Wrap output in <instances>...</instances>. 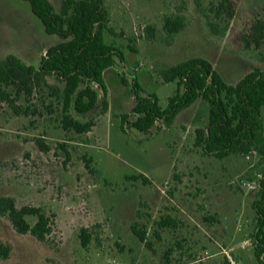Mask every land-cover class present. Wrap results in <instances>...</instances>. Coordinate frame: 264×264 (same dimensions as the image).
<instances>
[{
  "label": "rangeland",
  "instance_id": "obj_1",
  "mask_svg": "<svg viewBox=\"0 0 264 264\" xmlns=\"http://www.w3.org/2000/svg\"><path fill=\"white\" fill-rule=\"evenodd\" d=\"M49 1L58 11L61 0ZM232 1L229 29L215 37L193 0H104L109 13L104 42L121 51L124 61L116 59L105 72L106 94L99 98L107 110L90 116L94 126L88 133L60 128L46 88L30 98L37 107L34 116L14 115L0 103V197L13 198L17 208H40L51 228L45 241H38L0 217V242L11 246L0 264H164L167 250L168 264H257L252 203L264 156L252 152L219 160L195 147V130L208 117L202 100L169 127L155 123L140 133L130 128L129 119L122 122L134 107L133 78L141 95L154 94L164 109L176 82L164 83L159 72L188 58L207 59L228 84L255 68L264 71V0ZM178 13L188 24L167 43L163 17ZM148 25L157 28L153 40L144 36ZM57 42L26 2L0 0V60L13 55L37 68ZM48 84L56 82L48 78ZM16 104L27 105L22 98ZM262 118L264 129V108ZM37 139L48 152L38 148ZM164 218L175 226L159 229ZM35 220L28 218L31 225ZM132 225L145 232L146 242L131 232ZM82 229L90 236L85 247Z\"/></svg>",
  "mask_w": 264,
  "mask_h": 264
},
{
  "label": "trees",
  "instance_id": "obj_2",
  "mask_svg": "<svg viewBox=\"0 0 264 264\" xmlns=\"http://www.w3.org/2000/svg\"><path fill=\"white\" fill-rule=\"evenodd\" d=\"M22 1L29 5L45 33L57 36L59 42L46 50L37 68L13 55L0 60V103H6L14 115L34 116L37 107L30 98L46 88L59 111L60 128L65 133L90 132L94 126V118L90 116L104 114L107 110L106 100L99 98L100 92L106 94L104 74L116 59L124 61L121 51L104 42L103 33L109 22L104 0H61L58 11L49 0ZM193 2L210 35L220 37L228 31L234 17L232 0ZM187 24V18L181 13L165 15L162 31L167 43ZM252 29L256 31L258 27ZM143 31L147 40L155 39V26L148 25ZM247 37H243L245 42ZM159 75L164 83L176 82L175 93L168 99L166 107L159 106L154 94L142 96L141 87L133 78L134 107L130 115L123 116V123L129 119L130 128L140 133L149 132L155 123L169 127L182 111L202 100L208 106V117L206 124L195 130V147L219 160L231 155L247 156L252 152L264 156V71L255 68L235 84H228L207 59L192 57L164 67ZM48 78H53L56 84L49 85ZM21 98L27 104L25 107L16 104ZM54 102L46 106L50 113ZM73 113L87 117V120L81 122ZM121 131L125 132L123 125ZM35 141L41 151H49L42 139ZM258 184V194L252 203L255 213L253 257L257 264H264V174ZM0 217L7 218L17 233L30 234L38 241H45L51 233L49 218L44 211L31 206L17 208L11 197H0ZM29 217L36 219L34 224L28 222ZM157 226L163 229L175 226V223L171 218H164ZM130 230L140 242H146L144 231L135 225ZM80 237L85 247L90 240L85 229L81 230ZM10 254L11 246L0 242V259H7ZM170 255L167 250L164 264L169 263Z\"/></svg>",
  "mask_w": 264,
  "mask_h": 264
},
{
  "label": "crops",
  "instance_id": "obj_3",
  "mask_svg": "<svg viewBox=\"0 0 264 264\" xmlns=\"http://www.w3.org/2000/svg\"><path fill=\"white\" fill-rule=\"evenodd\" d=\"M177 117H178V116H177ZM177 117H176V118H177ZM176 118H175V119H176ZM174 121H175V120H174Z\"/></svg>",
  "mask_w": 264,
  "mask_h": 264
}]
</instances>
